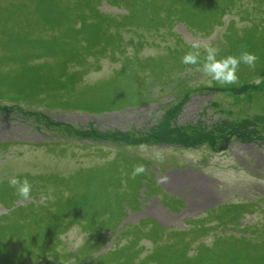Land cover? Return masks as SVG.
Instances as JSON below:
<instances>
[{
	"label": "rangeland",
	"instance_id": "1",
	"mask_svg": "<svg viewBox=\"0 0 264 264\" xmlns=\"http://www.w3.org/2000/svg\"><path fill=\"white\" fill-rule=\"evenodd\" d=\"M41 1L0 0V264H264V0ZM194 41L259 59L219 87Z\"/></svg>",
	"mask_w": 264,
	"mask_h": 264
},
{
	"label": "clouds",
	"instance_id": "2",
	"mask_svg": "<svg viewBox=\"0 0 264 264\" xmlns=\"http://www.w3.org/2000/svg\"><path fill=\"white\" fill-rule=\"evenodd\" d=\"M259 57L249 51H241L239 55L219 56V50L209 44L194 41L190 50L181 58V63L186 66H197V70L219 87L239 86V71L241 64L251 69L255 68ZM146 171L144 165H136L131 173V178ZM10 188L15 190L21 202L32 198V183L27 177L12 176L8 180Z\"/></svg>",
	"mask_w": 264,
	"mask_h": 264
},
{
	"label": "trees",
	"instance_id": "3",
	"mask_svg": "<svg viewBox=\"0 0 264 264\" xmlns=\"http://www.w3.org/2000/svg\"><path fill=\"white\" fill-rule=\"evenodd\" d=\"M40 1V0H39ZM48 0H43V1H41L42 3H45L46 4V7L45 8H43V9H45V10H47V9H49V5L50 4H53V1H58L59 3L55 6L56 8H55V11H61V13H64V9H63V2H62V0H50L51 2L50 3H48L47 2ZM137 3H139V0H135ZM68 3L69 4H72V0H68ZM81 4H83L82 2H81V0L79 1V3L78 4H73V6H72V9L73 10H76V11H74V12H77V11H79L80 10V7H81ZM55 4H53V6H54ZM150 7V6H149ZM71 8V7H70ZM166 11H167V15H170V12H169V10L167 9V8H164ZM143 10H144V13L143 14H145V15H148L147 13H149L150 15H148V17H149V19L150 20H153V21H156V15H155V13L152 11L153 9H150V8H148V5L147 4H144L143 5ZM65 14V13H64ZM223 14H221L220 15V17H219V19H221V16H222ZM207 16V15H206ZM209 16H211V14H209ZM147 17V16H146ZM180 21H182V19H180ZM261 61L262 62H264V56H262L261 57ZM83 195V194H82ZM86 197V196H85ZM0 200H1V202L4 204V205H7L8 207H10L11 205V203H9V198H8V192H7V189H6V187H1V189H0ZM95 203V202H94ZM98 203V202H97ZM100 203H98V205H99ZM104 204V203H103ZM23 207H25V206H23ZM79 207H73V209L71 208V209H67V208H62L63 210H65V215H69L71 212H74V213H77V209H78ZM87 209V208H86ZM79 211V210H78ZM89 211V210H88ZM87 211V212H88ZM85 212V211H84ZM11 213L12 214H15V213H18L19 215V220H13L14 222L15 221H19V225L17 226V227H15V228H13V229H11V231L9 232V234L11 235L10 237H13V236H15V235H17L16 233L17 232H19V234H22L23 232H26V228H28V230H29V224H30V222L28 221V219H27V217H30V216H28V215H26V214H24V212H23V210H13L12 209V211H11ZM86 213V212H85ZM87 214V213H86ZM4 218H7V215H5L4 216ZM2 216H0V227H2V225L4 224V223H6V222H9V223H13L12 222V220H7V221H5V222H2L3 220L2 219H4ZM32 220V219H31ZM20 221H22V222H24V223H26V225H24V226H26V227H24L23 228V226H21L20 225ZM16 232V233H15ZM30 233H28L27 235H29ZM31 236V235H30Z\"/></svg>",
	"mask_w": 264,
	"mask_h": 264
},
{
	"label": "bare ground",
	"instance_id": "4",
	"mask_svg": "<svg viewBox=\"0 0 264 264\" xmlns=\"http://www.w3.org/2000/svg\"><path fill=\"white\" fill-rule=\"evenodd\" d=\"M185 178H176L175 176L172 175H166V176H162L163 179L166 180L167 183L171 184L172 186H182V185H192L193 187H196V189L199 191V189H202V186H205V181L204 183H202V180L195 178L194 176H192L191 178L194 179L193 182L191 183L189 181L190 177L187 175H184ZM185 182V183H184ZM205 190H200L199 192H203ZM151 211L155 212L156 214H158L159 216H162L164 218H171V216L167 215L165 209L159 205L158 203H155L152 207H151Z\"/></svg>",
	"mask_w": 264,
	"mask_h": 264
}]
</instances>
